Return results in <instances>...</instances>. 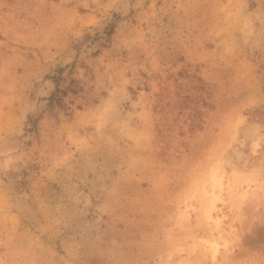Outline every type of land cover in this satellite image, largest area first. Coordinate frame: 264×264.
I'll list each match as a JSON object with an SVG mask.
<instances>
[{"label": "rangeland", "instance_id": "rangeland-1", "mask_svg": "<svg viewBox=\"0 0 264 264\" xmlns=\"http://www.w3.org/2000/svg\"><path fill=\"white\" fill-rule=\"evenodd\" d=\"M0 264H264V0H0Z\"/></svg>", "mask_w": 264, "mask_h": 264}, {"label": "bare ground", "instance_id": "bare-ground-1", "mask_svg": "<svg viewBox=\"0 0 264 264\" xmlns=\"http://www.w3.org/2000/svg\"><path fill=\"white\" fill-rule=\"evenodd\" d=\"M205 243H206V242H205ZM205 243H204V244H205ZM207 247L210 248V250H211V252H212V254H213L212 257H214V255H215L216 252H217V248H218L216 242H209V243H208V241H207Z\"/></svg>", "mask_w": 264, "mask_h": 264}, {"label": "trees", "instance_id": "trees-1", "mask_svg": "<svg viewBox=\"0 0 264 264\" xmlns=\"http://www.w3.org/2000/svg\"><path fill=\"white\" fill-rule=\"evenodd\" d=\"M51 100H54V98L52 97V99Z\"/></svg>", "mask_w": 264, "mask_h": 264}]
</instances>
